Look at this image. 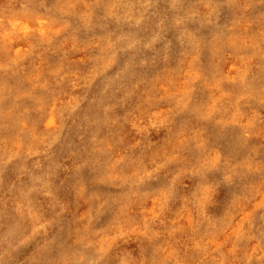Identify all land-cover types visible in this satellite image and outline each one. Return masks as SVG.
Instances as JSON below:
<instances>
[{
    "label": "clouds",
    "instance_id": "9594fccd",
    "mask_svg": "<svg viewBox=\"0 0 264 264\" xmlns=\"http://www.w3.org/2000/svg\"><path fill=\"white\" fill-rule=\"evenodd\" d=\"M59 2L29 0L32 14L47 20L59 11ZM222 2L232 7L221 9V18L216 19L214 0H199L210 10L197 29L202 35L235 27L234 9L241 11V19L245 13L264 17V0ZM150 6L151 0H144L142 7ZM143 20L141 15L134 23L140 26ZM27 36L14 30L0 33V53L7 59L0 70L19 71V62L31 55V49L19 56L10 53L13 41ZM33 39L38 48L52 37ZM158 43H162L158 35L145 42L117 38L105 50L107 62L98 63L83 86L77 105L58 113L59 128L30 143L0 148V264H32L29 257L38 243L43 245L44 264H185L184 255L173 247L175 241L166 243L170 227L166 214L175 207L192 212L195 230L206 218L221 213L240 190L248 173L226 159L214 160L198 137L185 134L204 119L199 103L203 97L197 95L195 81H189L183 95H153L149 107L134 113L137 86L160 70L154 52ZM163 105L167 111H152ZM128 125L139 137L135 143L122 135ZM20 132L29 137L32 130L22 127ZM161 141L167 142V152L160 151ZM149 150L153 151L146 163ZM85 197L89 207L73 241L71 217L65 215L62 200L75 206ZM153 197L157 214L142 217L134 212ZM260 220L264 224V216ZM250 238L244 233L237 236L238 241ZM130 244L136 248L130 250ZM220 255L219 264H224L227 257Z\"/></svg>",
    "mask_w": 264,
    "mask_h": 264
},
{
    "label": "rangeland",
    "instance_id": "374dc122",
    "mask_svg": "<svg viewBox=\"0 0 264 264\" xmlns=\"http://www.w3.org/2000/svg\"><path fill=\"white\" fill-rule=\"evenodd\" d=\"M118 2L115 7L117 0H60L59 11L47 20L32 14L35 9L29 0H0V33L28 34L26 39L13 41L10 55H24L31 49V55L19 62V71L0 70V148L30 143L41 133L46 136L59 128L58 113L77 105L83 86L97 64L107 62L105 50L117 38L145 42L158 35L162 43L154 52L161 67L137 86L134 113L139 115L149 107L153 95H183L189 81H195L196 93L203 97L199 103L204 119L194 122L185 134L198 137L214 160L226 159L248 173L223 211L206 218L195 230L192 212L172 208L166 214L170 226L166 243L175 241L173 247L184 255L185 264H219L221 253L227 257L224 264H264L260 220L264 216V17L245 13L241 19V11L234 9L235 27L206 37L197 29L210 10L199 0H151L147 10L142 7L144 0ZM214 2L216 19L221 18V9L232 7L222 0ZM193 12L198 15L185 19ZM141 15L144 20L137 26L134 21ZM33 36L52 39L37 48ZM6 63L0 53V64ZM167 110V105L152 108L153 112ZM22 127L32 130L31 136L25 137ZM122 135L130 143L139 139L131 125ZM153 138L158 139L155 133ZM159 149L167 152V142L161 141ZM152 151L145 155L146 163ZM62 202L67 205L65 215L71 217L74 241L77 224L89 207L88 198L75 206L70 200ZM154 205L155 197L134 212L142 217L155 215ZM239 233L251 238L238 241ZM42 248L38 243L32 249V264H44ZM134 248L135 244L129 245L130 250Z\"/></svg>",
    "mask_w": 264,
    "mask_h": 264
}]
</instances>
